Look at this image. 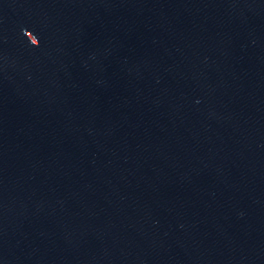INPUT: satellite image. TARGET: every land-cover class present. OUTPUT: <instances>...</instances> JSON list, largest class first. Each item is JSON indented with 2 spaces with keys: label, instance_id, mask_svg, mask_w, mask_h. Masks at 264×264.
Wrapping results in <instances>:
<instances>
[{
  "label": "water",
  "instance_id": "obj_1",
  "mask_svg": "<svg viewBox=\"0 0 264 264\" xmlns=\"http://www.w3.org/2000/svg\"><path fill=\"white\" fill-rule=\"evenodd\" d=\"M0 264H264V0H0Z\"/></svg>",
  "mask_w": 264,
  "mask_h": 264
}]
</instances>
